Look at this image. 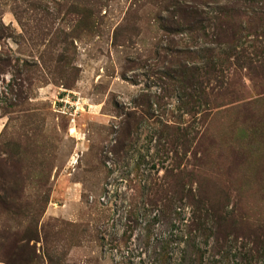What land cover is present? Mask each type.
<instances>
[{
    "label": "rangeland",
    "instance_id": "1",
    "mask_svg": "<svg viewBox=\"0 0 264 264\" xmlns=\"http://www.w3.org/2000/svg\"><path fill=\"white\" fill-rule=\"evenodd\" d=\"M0 264H264V0H0Z\"/></svg>",
    "mask_w": 264,
    "mask_h": 264
},
{
    "label": "built area",
    "instance_id": "2",
    "mask_svg": "<svg viewBox=\"0 0 264 264\" xmlns=\"http://www.w3.org/2000/svg\"><path fill=\"white\" fill-rule=\"evenodd\" d=\"M78 107H79V105H78ZM75 110H76V111H77V110H81V108L79 107V109H78V108L76 107Z\"/></svg>",
    "mask_w": 264,
    "mask_h": 264
}]
</instances>
